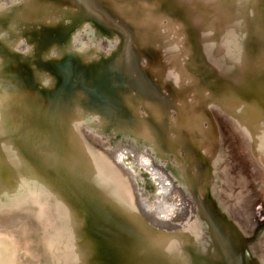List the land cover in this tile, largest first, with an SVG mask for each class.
<instances>
[{
  "label": "bare ground",
  "instance_id": "1",
  "mask_svg": "<svg viewBox=\"0 0 264 264\" xmlns=\"http://www.w3.org/2000/svg\"><path fill=\"white\" fill-rule=\"evenodd\" d=\"M90 1L9 0L0 7V264H101L100 259L104 264H208L207 246L213 251L211 264H240V249L255 256V243L249 239L244 247L223 215L247 223L256 198L264 204V158H224L241 151L240 136L251 146L254 132L264 154V0H117L129 20L162 32L153 34L156 51L148 54L147 66L137 61L143 50L135 48V31L131 34ZM211 3L218 4L221 14L212 15ZM165 32L179 34L180 56L165 48ZM99 41L110 43V51L95 48ZM86 56L92 63H84ZM163 61L170 68L164 74L179 76L176 86L165 91L166 98L156 91L166 83L152 80L153 69L158 71ZM61 66L85 74L72 98L60 85L65 78ZM47 74L54 78L49 86ZM184 83L199 99L205 92L217 108L224 105L241 126L240 135L207 103L193 111L195 104L187 100L175 117L163 120L185 90ZM127 88L141 95L132 97L143 101L146 117L138 116L137 104L127 100ZM37 96L44 101H37L42 108L49 106L54 132L35 123L39 116L32 112L38 106L32 99ZM103 100L108 104L99 119L85 113V105ZM119 105L125 111H116ZM129 106L136 116L126 112ZM37 109L39 115L47 112ZM120 125L125 133L117 131ZM88 129L105 135L109 149L89 140ZM226 129L234 138L231 146L223 145ZM192 130L197 138L189 135ZM117 142L142 158L143 150L150 155V163L172 182L169 199L174 204L180 196L196 202L193 220L183 225L186 231L176 220L168 227L143 218L124 169L129 166L137 177L140 171L132 169L131 160H112ZM181 146L185 154L180 158ZM175 157L182 165L170 161ZM251 163L260 168L252 171ZM248 174L256 187L233 182L235 176ZM146 183H151L147 176L140 185ZM79 225L81 245L74 239Z\"/></svg>",
  "mask_w": 264,
  "mask_h": 264
},
{
  "label": "rangeland",
  "instance_id": "2",
  "mask_svg": "<svg viewBox=\"0 0 264 264\" xmlns=\"http://www.w3.org/2000/svg\"><path fill=\"white\" fill-rule=\"evenodd\" d=\"M8 2H9V0H0V7L1 6H7ZM98 2L96 3V0H93V1H90L89 3L92 4V6H95V7L99 8L101 11H103L104 13H106L119 26H121V27H123L125 29H128V30L130 29L129 31L131 32V34L134 33L132 31H135V33L133 34L135 36L133 37V35H132V38H134L133 40H136V41H134V43L138 44V45H136L135 48L138 49V50L141 48L143 50V53L140 54L139 58H137L139 66L140 65L141 66L142 65L143 66L144 65L147 66V64L151 65V62L149 60L151 55H148V52L151 53V51H156L155 44L157 43V41H155L156 39H154L153 34H156V35L157 34H161L162 33L161 30L156 29V31L154 30L155 31V33H154V32H151V30L154 29L153 27H152V29L150 28L151 30L150 29L146 30L147 27H148L147 24L142 26L143 24L138 25L137 23L129 20L128 16L126 17L127 14H125L126 12H124L123 5L121 4L120 1H117V0H115V1L114 0H111V1L110 0H101L100 1L101 3H98ZM199 2H201V1H199ZM201 3H203V2H201ZM99 4L101 6H98ZM203 4H205V3H203ZM208 5L213 6L212 8H213L214 11L212 12V15L221 14V13H218L217 9H215L218 6V4L211 3V4H208ZM106 8H107V11H106ZM130 9H132V8H130ZM130 9H129V11H131ZM109 10L112 13L109 12ZM124 14H125V16H124ZM113 15H115V16H113ZM117 15L119 17H117ZM119 21L121 23H123V24H121ZM179 21H181L182 23H185L184 19H179ZM130 22H133L134 25H132V23H130ZM162 23H164V25H165V23H166L165 17L162 18ZM185 25H186V23H185ZM135 27H136V29H135ZM144 27H146V29ZM137 29H139L140 31L139 30L137 31ZM182 29H184V28H182ZM211 29H212L211 25L207 27V31L208 32H210ZM140 33L144 37H140V36H142ZM166 34H167L166 32H165V34H163V39H162L163 42L164 41L166 42L165 43V48L166 49L168 48L169 50H173L174 53L176 54V56H180L181 53H183L184 50L180 48V43H179L180 42V39H179L180 37H179V34L176 35V36L175 35L169 36L168 34L167 35ZM33 37H34V35H32V38ZM173 38H175V40H177L179 44L177 43V41L173 40ZM140 39L144 40L143 44L139 41ZM113 40H115V41L117 40L116 36H113ZM100 42L101 41H99V42L94 44L95 48H97V49L100 48L102 50V48H106L107 47L106 53L109 52L110 51L109 47H111V44L109 43L108 46H105V44L102 45V43H100ZM77 43H79V41H77ZM97 44H101V46H98ZM67 48H68L67 50L73 51L74 46L72 48L71 46L68 45ZM180 49L182 51H180ZM152 53H154V52H152ZM167 53H168V51L165 52V54H167ZM102 54H103V52H102ZM86 57L89 58L91 56H86ZM86 57L83 58L84 59V63L85 64L92 63L90 61L91 59L90 58L88 59ZM143 57H145V58H143ZM143 61H145V62H143ZM71 66H72V64H71ZM71 66H70V68L68 67V69H67L69 71H64L63 69H65V68H63L61 66V72H62V74H65V78L62 79V77L60 76L61 77L60 85L63 86L66 89V94L70 98H72L74 96V94H75V91H78L79 87L81 85H83V83H85V76H84L85 74L81 73V72L78 73L77 70L75 68H73V67L71 68ZM158 67H159L157 69L158 71L153 69V77H152L153 79L152 80L160 78V79H162L163 83L164 82L166 83V85L164 84V85H162L160 87L157 86L158 89L156 90L157 93L160 96L166 98L167 94L165 93V91H168V87L169 86H176L175 84L178 81L179 76L174 77L169 72L167 74H164V72L166 70L170 71L168 62L163 61V62H161L159 64ZM168 68H169V70H168ZM54 70H56V69H54ZM58 70H59V68H58ZM50 75L51 74H47V76H46L49 79V81L46 83V85H48V86L51 85L52 81L54 80V78L51 77ZM176 78H177V80H176ZM71 82L74 83L73 84L74 86H70ZM48 86L44 85V87L46 89H48ZM163 87H164V89H162ZM185 87L186 88L190 87L192 92L187 91L188 89H186ZM184 88H185V90L184 89L182 90V92H181L182 94H180V96H179L180 98L179 97L176 98L173 108H170V106H169L168 107L169 110L165 111V115L163 116L164 117L163 120H167L166 118L170 119L171 115H173L175 117L176 116L175 113H178L181 109H184V107L186 106V105L184 106V104L186 103L187 100L193 106L195 104L194 108L196 107V109L193 108V111L199 109L201 106H203V104L207 103V104H209L212 107L213 110H215L217 112V114L219 116L222 117V118L221 117L220 118L222 119V121H223L225 126L234 125V127H235L234 129L235 130L233 131V133H234V135L236 137H238V135H240L241 126L239 124H237L238 122L237 123L234 122L235 118H233V116L231 114H229L223 108L224 105L221 106L220 108H217L216 105L213 104L212 98L205 92L203 93L204 95L201 96L202 100H204L205 102L203 101V103H200V102H202V100H200L201 98L200 99L198 98L199 95L197 96V94L194 93V90L192 89L193 88L192 86H190L188 83H184ZM127 90L130 91V92H129V94L126 93L125 96L128 97L127 100L131 101L130 103H131V105H133L134 102L136 103L135 100L133 101V97H132L133 94H135L136 96H139V97H141V95H138V93L136 91H132L130 88H127ZM139 91H141V87L139 88ZM205 96H206V98H204ZM124 99H126V98L124 97ZM139 101H140V99H138L137 103H136L137 104V110L139 111L138 116L146 117L147 112H146V109H145V104L143 103V101L142 102L141 101L139 102ZM194 101L196 103H194ZM180 103H181V105H180ZM107 104L108 103L105 100H103V102L100 103V104H97L96 102L88 103L87 106L85 105V113L88 116H92L94 119H99V117H101V114L104 111H106ZM192 105H190V106H192ZM181 106H182V108H181ZM134 109L135 108L133 106L132 107L129 106V108L126 110V112L129 115H131V116H136L135 113H133ZM116 111L123 112V111H125V108L123 107V105H119L116 108ZM173 116H171V117H173ZM169 119H168V123H169ZM77 123H78V125L81 124L79 122H77ZM118 128H119L117 130L118 132H120V133H122V132L125 133L126 132L125 129H124L125 128L124 125H120ZM148 133H149V129L147 128L144 131L143 134H144V136H147ZM117 134L118 133H116L114 136L116 137ZM189 135L191 137H193V138H197V136H198V134H197V132L195 130L190 131ZM231 135H232V133L228 134L227 129H226L225 130V135H224L223 145H225V146H231L232 145V143L234 142V138H232ZM255 135L256 134L254 132L252 134V137H251V146H249V147L246 146L244 138L242 136H240V141H241V143H243L241 151L240 152H237V151L232 152L229 155V159L227 157L224 158L225 160L223 159L224 162H227V160L230 161L231 158L236 159L237 157L245 158V160L248 159V161H251L250 159L253 158L254 154H257L258 156H262L264 158V154L261 152L260 149L257 148L256 142H255L256 141V136ZM87 137L89 138V136H87ZM107 139L108 138H105V137L102 136L100 139L98 138V141L101 144H107V143H109V139H108V142H107ZM89 140H91V139L89 138ZM118 143L119 142H117V145L113 144L115 146L111 150V152L113 154L112 155V160L114 159L113 157H115V159L113 161H115V163H117V164L121 163V159H125L126 162H129V160H131L132 164L130 162H129V164L132 167V169H134L135 171L138 170V172L140 171V173H138L139 175L137 177V174H134L133 170L131 172L129 166L125 167V169H124V170L127 171V173H129V175L131 176V179H132V181L134 183V187H135V192L134 193H135V197H137L135 199H136V202H138L140 204L141 208H142L143 218H145L146 220H154L155 219L156 222H160L161 224H164V225H165V223H167V224H169L168 227L175 226V225H173L171 223V221L176 220L178 222V225L182 226L181 229L183 231H186L188 229V227L187 228L183 227V225L184 224H188V222L193 220V219L191 220V218L194 215V213H192V211L195 209L196 202L193 199L191 200V198L190 199L188 197L181 198V196H180V197H178L179 198L178 202L176 204H174L173 203L174 200L172 201L171 199H169V194L173 190L172 182H171V180L169 178L167 180V176L163 173L164 171L162 169H160L158 166H154V165H152L150 163L149 155L144 154L143 158H142L139 155L135 154L136 151H134L135 153L134 152H130L127 147H124L121 144L118 146ZM101 148H104V147L101 146ZM184 154H185V152H184V149L182 148V146L179 147L178 151H177L178 157L181 158V157L184 156ZM145 155H147L148 157H146ZM187 159L191 160V157H188ZM170 161L174 162L176 165H180V164L182 165V163H183L182 161L179 160V158H176V157L171 159ZM185 164L187 165V162H185ZM250 168H251L252 171H257L260 168V166L259 165H255L254 166V164L251 163V167ZM140 174H142V175H140ZM145 176H147V178H150L151 183H148V184L146 183V185L143 184L144 186H142V184L140 185V182H143ZM219 176H221V175H219ZM233 182L235 184L241 185V186H245L246 185V186H249V187H252V188L256 187L254 182H253V178H251L250 174L246 175L243 178L239 177V176H235ZM144 183H145V181H144ZM150 193L152 195L151 196L152 197L151 198V200H152L151 202L148 199V197L150 196ZM226 194H227V192H226ZM256 199L258 201L255 200V202L252 204V206L249 207V211H248V214H249L248 216L249 217H252V215H254V214H256L258 216L257 217L255 215L256 216V218H255L256 219L255 229L252 230V235L250 236V238L248 236V226H249L248 222L247 223H243L240 219H237V218H234L232 216H229L226 213H224L225 216L223 215V221H225L227 223H232L235 226L237 234H238V237H239V239H240V241H241V243L243 244L244 247L249 245V239H251V241H253L255 243L256 252H257V253H255V257L257 258L259 263H262V260L264 259V244L261 243V241L264 239V207H263L264 204H262L263 203L262 201H261L262 203L259 202L260 201V197L256 198ZM261 205H262V207H261ZM150 206L153 207V208H151ZM260 220L262 222H260ZM257 230H258V232H257ZM82 233H83V225H79L76 228V233H75V237H74L75 243L77 245H81L82 242H83ZM206 249L208 250L207 253H206V255H207L206 262L208 261L207 263L211 264L213 262V255H212L213 251H212V248L210 246H207ZM100 262H101V264H104L103 263L104 262L103 259H100Z\"/></svg>",
  "mask_w": 264,
  "mask_h": 264
},
{
  "label": "water",
  "instance_id": "3",
  "mask_svg": "<svg viewBox=\"0 0 264 264\" xmlns=\"http://www.w3.org/2000/svg\"><path fill=\"white\" fill-rule=\"evenodd\" d=\"M262 66H264V63L262 64ZM259 67H261V66H257V68H259ZM32 100H34V102L36 103V105L38 106V111H39V109H44L45 111H47L46 112V114L45 115H39V114H37V113H35L36 111V109H33L34 110V112H32V113H34V115L33 116H39V117H37L36 119L37 120H35V123H38V124H43V125H45V126H47V128L49 127L53 132H54V129H52L53 127H51L52 126V123H51V120L53 119V118H51V114L50 113H48L49 111V109H48V107H46V108H42V107H44L43 105H40L39 104V102H41V103H43L44 101L40 98V96H37V97H35V98H33ZM37 101H39L38 103H37ZM39 104V105H38ZM53 121V120H52ZM19 125L21 126V122L19 123ZM81 127H83V126H81ZM21 127H18V129H20ZM98 130H96V132H97ZM86 134V136H89V138L92 140V141H95L96 143H98L99 145H101V146H103L105 149H109V144H101L99 141H98V138L100 139L102 136H100V135H97L94 131H92V130H90V129H88L87 130V132H85ZM104 137H105V135H103ZM46 141H48L49 142V139H47ZM107 142H108V139H107ZM108 145V146H107ZM143 152H144V154H146V152L143 150ZM150 156V155H149ZM114 159H115V157H113ZM160 165V164H159ZM256 214H254V215H252V217H249L248 216V218H247V220H248V225H249V227H250V229L252 228V230H254L255 229V224H256V216H255ZM258 217V216H257ZM165 225H167V226H169V224H167V223H165ZM251 225V226H250ZM261 243H263L264 244V239L261 241ZM248 251H246V250H244V249H240L239 251H238V257H239V260H240V264H258L259 262H258V260H257V258L253 255H249L248 253H247ZM262 264H264V259L262 260Z\"/></svg>",
  "mask_w": 264,
  "mask_h": 264
},
{
  "label": "trees",
  "instance_id": "4",
  "mask_svg": "<svg viewBox=\"0 0 264 264\" xmlns=\"http://www.w3.org/2000/svg\"><path fill=\"white\" fill-rule=\"evenodd\" d=\"M150 52H148V54H149Z\"/></svg>",
  "mask_w": 264,
  "mask_h": 264
}]
</instances>
